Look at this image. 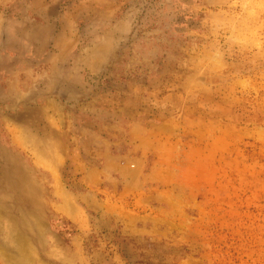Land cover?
<instances>
[{"label": "rangeland", "instance_id": "obj_1", "mask_svg": "<svg viewBox=\"0 0 264 264\" xmlns=\"http://www.w3.org/2000/svg\"><path fill=\"white\" fill-rule=\"evenodd\" d=\"M0 264H264V0H0Z\"/></svg>", "mask_w": 264, "mask_h": 264}]
</instances>
